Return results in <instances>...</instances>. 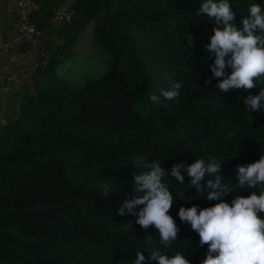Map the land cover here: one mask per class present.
Returning a JSON list of instances; mask_svg holds the SVG:
<instances>
[{
  "label": "trees",
  "instance_id": "16d2710c",
  "mask_svg": "<svg viewBox=\"0 0 264 264\" xmlns=\"http://www.w3.org/2000/svg\"><path fill=\"white\" fill-rule=\"evenodd\" d=\"M37 1L47 51L20 93L17 117L0 131V264H132L137 249L148 256L159 246L152 226L116 213L137 194L132 171L216 156L232 180L238 164L264 154V112L252 119L242 102L259 89L214 87L222 77L206 68L212 25L194 15L200 0H74L65 25L52 24L65 0ZM251 2L236 0L237 22ZM176 80L184 81L180 95L153 106L148 97ZM166 179L179 199L169 211L180 231L163 251L201 264L207 244L176 213L181 204L217 201L188 199L196 192L187 176L185 185ZM106 183L118 190L103 196Z\"/></svg>",
  "mask_w": 264,
  "mask_h": 264
},
{
  "label": "clouds",
  "instance_id": "9594fccd",
  "mask_svg": "<svg viewBox=\"0 0 264 264\" xmlns=\"http://www.w3.org/2000/svg\"><path fill=\"white\" fill-rule=\"evenodd\" d=\"M234 6V7H233ZM236 0H200L194 15L211 21L212 34L204 44L207 60L206 68L216 81L214 87L225 93L230 90L245 91L258 88L257 94L249 92L243 96L244 109L252 117L253 112H264V0H252L247 4L246 13L236 20ZM188 48L194 47V37L186 33ZM205 83H211L209 79ZM183 80L171 82L161 88L159 94L153 92L149 101L153 106L171 101L180 95ZM253 119V117H252ZM233 136L232 131L227 132ZM216 156H198L192 163L181 160L167 171L159 161L144 162L143 170L133 173L132 183L136 195L126 197L119 203L118 215L126 213L136 217L135 223L141 228L152 226L159 234V246L145 251L137 249L132 264H192L186 252L176 251L169 255L163 249L169 248L178 239L180 231L170 208L179 199L173 192L167 176L174 178L179 185L194 188L195 197L205 201H217L207 207L199 204L180 205L176 215L188 223L199 236L201 246L207 244V252L201 264H264V154L250 163L236 166L232 180L222 173V162ZM252 189L248 195H235L231 200L224 199L234 191ZM106 183L101 194L107 196L116 192ZM132 224V222L130 221ZM151 243V234L145 237Z\"/></svg>",
  "mask_w": 264,
  "mask_h": 264
},
{
  "label": "built area",
  "instance_id": "2783aa9c",
  "mask_svg": "<svg viewBox=\"0 0 264 264\" xmlns=\"http://www.w3.org/2000/svg\"><path fill=\"white\" fill-rule=\"evenodd\" d=\"M17 8L18 16L10 28L9 38L3 41L1 51L6 54L12 66L20 59L21 53L34 63L46 54L47 48L45 44V35L38 27L35 16L41 9V5L37 0H14ZM73 18V11L70 8L60 10L55 13L52 18V24L65 25L69 24ZM12 81H15V75L12 73ZM8 78L3 83L7 84ZM26 85H30V81ZM3 88L0 90L2 91ZM0 116L5 112L12 110L14 118L18 114V105L20 99L12 97L13 100L6 104L7 99L0 95ZM10 105L9 107H7Z\"/></svg>",
  "mask_w": 264,
  "mask_h": 264
},
{
  "label": "crops",
  "instance_id": "0c3cea01",
  "mask_svg": "<svg viewBox=\"0 0 264 264\" xmlns=\"http://www.w3.org/2000/svg\"><path fill=\"white\" fill-rule=\"evenodd\" d=\"M67 0L60 5L59 10L64 9V4ZM50 4H54L50 2ZM18 12L14 0H0V80L3 82L8 78V85L12 86L14 83L23 86L30 81L33 69L37 63L32 62L24 53H21L20 59L12 66L9 58L1 51L3 41L7 40L10 35V28L17 19ZM12 73L15 75V82L11 80ZM14 119L13 111L5 112L4 117L0 118L1 128L6 125L10 120Z\"/></svg>",
  "mask_w": 264,
  "mask_h": 264
},
{
  "label": "rangeland",
  "instance_id": "374dc122",
  "mask_svg": "<svg viewBox=\"0 0 264 264\" xmlns=\"http://www.w3.org/2000/svg\"><path fill=\"white\" fill-rule=\"evenodd\" d=\"M179 61H180L181 63L187 65L188 62H189V58H188V56L183 55V56H181V57L179 58ZM14 82H15V81H14ZM30 83H31V82H30ZM27 87H28V85H26V84L23 85V86H20V85L17 84V83H14L12 86H9L8 83L5 84V83H3V82L0 80V90L3 88V90L0 91V95L3 96V97H5V98L7 99L6 104H9V103L13 100L12 97H17V98L20 99V93H21V91H22L23 89L27 88ZM0 101H1V98H0ZM9 106H10V105H8L7 107H9ZM2 116L4 117V114H2V115L0 116V118H1ZM1 130H2V128H1V124H0V131H1Z\"/></svg>",
  "mask_w": 264,
  "mask_h": 264
},
{
  "label": "water",
  "instance_id": "95a60500",
  "mask_svg": "<svg viewBox=\"0 0 264 264\" xmlns=\"http://www.w3.org/2000/svg\"><path fill=\"white\" fill-rule=\"evenodd\" d=\"M74 0H67L64 4V9L69 8L73 4Z\"/></svg>",
  "mask_w": 264,
  "mask_h": 264
}]
</instances>
